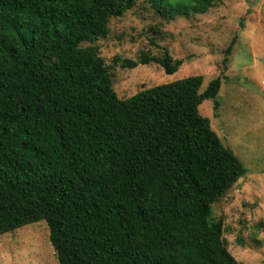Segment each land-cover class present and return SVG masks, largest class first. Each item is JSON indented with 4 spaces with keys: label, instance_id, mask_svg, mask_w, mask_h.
I'll use <instances>...</instances> for the list:
<instances>
[{
    "label": "trees",
    "instance_id": "16d2710c",
    "mask_svg": "<svg viewBox=\"0 0 264 264\" xmlns=\"http://www.w3.org/2000/svg\"><path fill=\"white\" fill-rule=\"evenodd\" d=\"M145 2L171 21L211 0ZM136 5L0 0V236L44 221L59 264H244L213 206L247 170L200 113L219 108L225 77L119 99L95 44ZM152 62L167 75L184 64L168 51L114 59Z\"/></svg>",
    "mask_w": 264,
    "mask_h": 264
},
{
    "label": "rangeland",
    "instance_id": "374dc122",
    "mask_svg": "<svg viewBox=\"0 0 264 264\" xmlns=\"http://www.w3.org/2000/svg\"><path fill=\"white\" fill-rule=\"evenodd\" d=\"M95 46L121 100L190 76H203L202 93L223 74L219 108L208 99L200 113L247 173L214 204V217L223 220V237L237 261L264 264V0H211L206 12L171 21L137 0L133 10L111 20L108 38ZM165 51L184 61L173 75L154 62L135 69L114 65L117 56L138 61ZM49 236L44 221L0 236V264H59Z\"/></svg>",
    "mask_w": 264,
    "mask_h": 264
}]
</instances>
